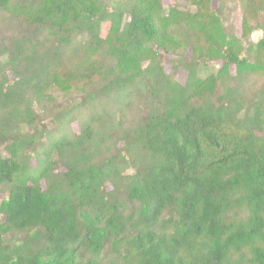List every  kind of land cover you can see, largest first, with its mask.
<instances>
[{"label":"trees","instance_id":"trees-1","mask_svg":"<svg viewBox=\"0 0 264 264\" xmlns=\"http://www.w3.org/2000/svg\"><path fill=\"white\" fill-rule=\"evenodd\" d=\"M231 3L0 0V264H264V27L243 53Z\"/></svg>","mask_w":264,"mask_h":264},{"label":"rangeland","instance_id":"rangeland-1","mask_svg":"<svg viewBox=\"0 0 264 264\" xmlns=\"http://www.w3.org/2000/svg\"><path fill=\"white\" fill-rule=\"evenodd\" d=\"M163 4L166 8L168 7H178V5H182L184 0H162ZM243 4L233 0V3L229 4L228 8L223 12L222 18L225 20L226 29L229 33H232L236 38L241 42L243 53L250 46H256V44L261 39L263 34L264 27V14L257 15L251 18L250 24L246 26V19L244 17ZM109 24H104L102 28V36L105 37L108 30ZM247 27V28H246ZM247 36V37H246ZM173 57L166 56L164 59L165 71L167 74L175 75L177 81L181 84H185L188 78V72L180 67L176 72L173 67ZM223 66V62L219 60H214L212 63L207 65V70L209 72H215V70L221 68ZM235 71V67H231V72ZM77 129V126H76ZM2 199L3 196L0 195Z\"/></svg>","mask_w":264,"mask_h":264}]
</instances>
